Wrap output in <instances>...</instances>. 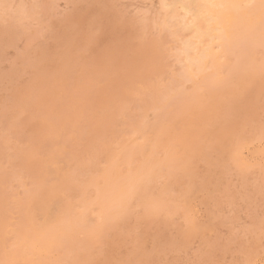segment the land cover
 <instances>
[{"label":"rangeland","instance_id":"rangeland-1","mask_svg":"<svg viewBox=\"0 0 264 264\" xmlns=\"http://www.w3.org/2000/svg\"><path fill=\"white\" fill-rule=\"evenodd\" d=\"M0 1V264H264V0Z\"/></svg>","mask_w":264,"mask_h":264},{"label":"bare ground","instance_id":"bare-ground-1","mask_svg":"<svg viewBox=\"0 0 264 264\" xmlns=\"http://www.w3.org/2000/svg\"><path fill=\"white\" fill-rule=\"evenodd\" d=\"M2 1H3V0H2ZM5 1H6V0H5ZM34 1H37V0H34ZM147 1H148V0H147ZM181 1H182V0H181ZM202 1H203V2H202V3H203L202 6H203V7L205 6V8H206V9H204V11H202V12L200 11V8H199L200 6L195 7L194 2H195V4H196V0H195V1H194V0H188L187 3L184 2L185 4H182V3H183V1H182L180 5L178 4V2H180L179 0H172V1L170 0V3H167V4L164 5L165 7H161L159 4H157V5H159L161 8H166V7H168L169 12H170V13L167 14L168 16H169V15H170V16H174V15H176V11H177V9H178L179 7H180L179 9H182V10H183V12H184L185 15H189V14H190V15L192 16V19H193V20H192L191 24H189L190 27H189V26H187V27H189L188 29H192L191 32L194 31L196 34H197L198 31L200 30V25H202V24H200V23H201V22H200V19H201L202 17L205 18V16H206L209 20H212V21H213V20H217L218 22L223 21V22L226 23V25L231 24L232 22H234V20H236V19H235L236 17H239V16H236V17H235V12H236V14H239V13H237V11L240 10V9L236 10V7L239 6V5H236L238 0H237V1H236V0H202ZM244 1H245V0H244ZM256 1L259 2V3H261L259 0H256ZM0 2H1V1H0ZM3 2H4V1H3ZM8 2H9V0H8ZM12 2H13V0H12ZM12 2H11V3H12ZM17 2H18V1H17ZM45 2H46V0H45ZM45 2H44V4H45ZM162 2H164V0H162ZM165 2H166V1H165ZM241 2H242V1H241ZM249 2H250V1H249ZM254 2H255V1H254ZM254 2H253V3H254ZM257 2H255V3H257ZM9 3H10V2H9ZM19 3H20V1H19ZM19 3H18V4H19ZM34 3H35V2H34ZM39 3H40V2H39ZM159 3H160V2H159ZM243 3H244V2H243ZM245 3H246V2H245ZM251 3H252V2H251ZM259 3H258V4H259ZM263 3H264V2H263ZM263 3H262V4H263ZM15 4H16V3H14V5H15ZM24 4H25V3H24ZM24 4H23V5H24ZM160 4H161V3H160ZM177 4H178L179 6H177ZM198 4H200V3H198ZM238 4H239V3H238ZM4 5H5V4H4ZM4 5H3V6H4ZM9 5H10V4H9ZM14 5H13V6H14ZM20 5L22 6V3H21ZM27 5L29 6V4H27ZM32 5H33V4H32ZM34 5H37V4H34ZM196 5H197V4H196ZM241 5H242V4H241ZM248 5H249V4H248ZM3 6H1V8H2ZM6 6H7V5H5V6L2 8V10L5 9ZM11 6H12V5H11ZM13 6H12V7H13ZM30 6H31V4H30ZM202 6H201V7H202ZM245 6H246V5H245ZM251 6H253V4L250 5V7H251ZM255 6H256V4H255ZM14 7H15V6H14ZM19 7H20V6H19ZM239 7L242 8L243 5H242V6H239ZM247 7H248V6H247ZM250 7L247 8L248 11L250 10ZM257 7H258V6H257ZM259 7H260V5H259ZM6 8H7V7H6ZM15 8H16V7H15ZM20 8H21V7H20ZM20 8H18V10H20ZM34 8H35V7H34ZM34 8H33V9H34ZM37 8H38V5H37ZM39 8H40V4H39ZM262 8H264V7L262 6ZM7 9H8V8H7ZM11 9H12V8H11ZM16 9H17V8H16ZM16 9H15V10H16ZM22 9H23V7H22ZM28 9H29V7H28ZM41 9H42V8H41ZM138 9H139V8H138ZM202 9H203V8H202ZM243 9H244V8H243ZM253 9H254V8H253ZM256 9H257V8H256ZM2 10H0V11H2ZM13 10H14V9H13ZM23 10H24V9H23ZM25 10H26V9H25ZM35 10H36V9H35ZM37 10H38V9H37ZM139 10H140V9H139ZM141 10H142V9H141ZM144 10H145V9H144ZM144 10H143V11H144ZM257 10H258V12H260V11H259V8H258ZM5 11H7V10H5ZM8 11L11 12L12 10H9V9H8ZM8 11H7V12H8ZM26 11H27V10H26ZM29 11H30V9H29ZM29 11H27V12H29ZM32 11H33V10H32ZM145 11H146V10H145ZM149 11H150V10H149ZM158 11H160V10H158ZM158 11L156 10V12H158ZM163 11H165V10H163ZM178 11H179V10H178ZM240 11H241V10H240ZM240 11H239V12H240ZM242 11H243V10H242ZM255 11H256V10H254V13H255ZM19 12H20V11H19ZM19 12L16 11V12H15V13H16L15 15H17V13L20 14ZM30 12H31V11H30ZM30 12H29V13H30ZM35 12H37V11H35ZM138 12H140V11H138ZM183 12H182V13H183ZM252 12H253V11H252ZM262 12H264V11H262ZM0 13H1V12H0ZM2 13H3V12H2ZM32 13H33V12H32ZM141 13H142V12H141ZM145 13H146V12H145ZM165 13H166V12H165ZM241 13H242L243 15H245L243 12H241ZM241 13H240V14H241ZM247 13H248V12H247ZM260 13H261V12H260ZM4 14H5V12H4ZM8 14H9V13H8ZM8 14H6V15H8ZM25 14H26V13H25ZM30 14H31V13H30ZM148 14H149V13H148ZM151 14H152V13H151ZM162 14L164 15V13H162ZM242 14H241V15H242ZM262 14H263V13H262ZM1 15H3V14H1ZM13 15H14V14H13ZM142 15H143V13H142ZM144 15H145V14H144ZM144 15H143V16H144ZM152 15H153V14H152ZM163 15H162V16H163ZM167 15H166V16L164 15V16L167 17ZM249 15H250V14H249ZM252 15H253V14H251V16H252ZM255 15H257V13H256ZM10 16H11V18H9V19H11V20L14 19V18H12V15H11V14H10ZM19 16H20V15H19ZM21 16H22V15H21ZM26 16H27V15H26ZM153 16H154V15H153ZM160 16H161V15H160ZM164 16H163V17H164ZM258 16H259V14H258ZM260 16H261V15H260ZM3 17H4V16H3ZM17 17H18V16H17ZM30 17H31V16H30ZM157 17H158V16H157ZM182 17H183V16H182ZM185 17H186V16H185ZM187 17H188V16H187ZM246 17H248V14L246 15ZM246 17H245V18H246ZM249 17H250V16H249ZM261 17H262V16H261ZM4 18H5V17H4ZM7 18H8V17H7ZM18 18L20 19V17H18ZM21 18H22V17H21ZM25 18H28V16L25 17ZM34 18H35V16H34ZM154 18H156V17H154ZM154 18H153V20H154ZM251 18H254V17H251ZM257 18H258V17H257ZM262 18H263V17H262ZM2 19H3V18H2ZM16 19H17V18H16ZM16 19H15V20H16ZM19 19H18V21H19ZM23 19H24V18H23ZM149 19H150V18H148V20H149ZM156 19H157V18H156ZM160 19H161V17L159 18L158 21H161ZM164 19H166V18H164ZM164 19H163V20H164ZM170 19H171V18H170ZM172 19H173V18H172ZM172 19H171V21H172ZM180 19H182V18H180ZM189 19H191V18H189ZM6 20H8V19H6ZM21 20H22V19H21ZM33 20H34V19H33ZM205 20H206V19H205ZM243 20H245V19H242L241 22H242ZM247 20H248V19H247ZM252 20H253V19H252ZM255 20H256V19H255ZM260 20H261V19H260ZM0 21H1V20H0ZM16 21H17V20H16ZM165 21H166V20H165ZM165 21H164V22H165ZM177 21L179 22V21H181V20L178 19ZM184 21H185V20H184ZM186 21H187V20H186ZM190 21H191V20H190ZM190 21H189V22H190ZM206 21H208V20H206ZM212 21H211V22H212ZM245 21H246V20H245ZM261 21H262V20H261ZM19 22H21V21H19ZM22 22H23V21H22ZM22 22H21V23H22ZM25 22H26V21H25ZM25 22H24V23H25ZM167 22H168V21H167ZM172 22H173V21H172ZM172 22H171V23H172ZM178 22H175V23H178ZM182 22H183V20H182ZM182 22H181V23H182ZM187 22H188V21H187ZM209 22H210V21H209ZM237 22H239V20H237ZM254 22H255V21H254ZM155 23H157V22L155 21ZM160 23H161V22H160ZM162 23H163V21H162ZM169 23H170V22H169ZM171 23H170V25H171ZM175 23H174V24H175ZM181 23L178 24V25H181ZM202 23H203V22H202ZM242 23H243V22H242ZM246 23H248V21H247ZM263 23H264V22H263ZM25 24H26V23H25ZM166 24H167V23H166ZM172 24H173V23H172ZM236 24H237V23H236ZM239 24H240V23H238V25H239ZM252 24H253V22H252ZM256 24L258 25V24H260V22L257 23V21H256ZM155 25H156V24H155ZM167 25H168V24H167ZM176 25H177V24H176ZM183 25H184V22H183ZM185 25H188V23L185 24ZM203 25H204V23H203ZM205 25H206V24H205ZM250 25H251V24H250ZM254 25H255V23H254ZM156 26H157V25H156ZM156 26H155V27H156ZM161 26H162V25H161ZM164 26H166V25H164ZM171 26H175V25H171ZM213 26H214V25H213ZM216 26H217V25H216ZM221 26H222V25H221ZM240 26H241V24H240ZM247 26H248V25H247ZM251 26H252V25H251ZM260 26H261V25H260ZM157 27H158V26H157ZM167 27H168V26H167ZM227 27H228V26L223 27V28H224V30H225V34L228 36L231 32H230V30H229V27H228V28H227ZM255 27H256V26H255ZM165 28H166V27H165ZM182 28H183V27H182ZM184 28H185V27H184ZM202 28H203V27H202ZM219 28H220V27H218V30H219ZM238 28H239V27H238ZM242 28H243V26H242ZM160 29H162V28H160ZM174 29H177V27H176V28L174 27ZM209 29H210L211 31L213 30V29H211V28H209ZM236 29H237V28H236ZM236 29H235V30H236ZM246 29L249 30L248 28H246ZM250 29H251V28H250ZM255 29H256V28H255ZM179 30H180V28H179ZM181 30H182V29H181ZM184 30H185V32H187V29H184ZM214 30H215V29H214ZM237 30H238V29H237ZM237 30H236V31H237ZM242 30H245V29H242ZM252 30H253V28H252ZM160 31L163 32V30H160ZM170 31H171V30H170ZM171 32H172V31H171ZM182 32H183V31H182ZM191 32H188V33H191ZM201 32H202V31H201ZM214 32H216V31H213V33H214ZM217 32H218V31H217ZM217 32H216V33H217ZM219 32H220V31H219ZM232 32H233V30H232ZM237 32H239V31H237ZM203 33H204V32H203ZM203 33H202V34H203ZM234 33H235V31H234ZM239 33H240V32H239ZM169 34H170V33H169ZM192 34H193V33H192ZM192 34H191V35H192ZM198 34H199V33H198ZM198 34H197V35H198ZM222 34H223V33H222ZM244 34H245V33H244ZM172 35H173V33H172ZM194 35H195V34H194ZM197 35H196V36H197ZM206 35H207V34H206ZM214 35H215V34H214ZM232 35H233V34H232ZM237 35H240V34H237ZM176 36H177V35H176ZM186 36H187V33H186ZM186 36H184V38H185ZM201 36H203V39H204V35H201ZM224 36H225V35H224ZM168 37H169V36H168ZM173 37H174V36H173ZM199 37H200V35H199ZM229 37H230V36H229ZM232 37H234V36H232ZM236 37H237V36H236ZM169 38H170V37H169ZM171 38H172V37H171ZM175 38L177 39V37H174V41H175ZM193 38L195 39L194 36H193ZM222 38H223V37H222ZM180 39H181V38H180ZM196 39H197V37H196ZM201 39H202V38H201ZM211 39H212V38H211ZM223 39H225V38H223ZM229 39H230V38H229ZM232 39H234V38H232ZM235 39H236V38H235ZM172 40H173V39H172ZM177 40H178V39H177ZM183 40H184V39H183ZM186 40H187V39H186ZM189 40H190V39H189ZM209 40H210V38H209ZM230 40H231V39H230ZM178 41H179V40H178ZM178 41H175V42L177 43ZM192 41H193V40H192ZM192 41H191V42H192ZM202 41H203V40H202ZM205 41H206V40H205ZM221 41H222V40H221ZM221 41H218V43H220ZM227 41H228V39H227ZM227 41H226V42H227ZM179 42H180V41H179ZM185 42H186V41H185ZM194 42H195V41H193V43H194ZM200 42H201V41H200ZM224 42H225V41H224ZM182 43H184V41L181 42V44H182ZM202 43H203V42H202ZM186 44H187V43H186ZM200 44H201V43H200ZM208 44H209V43H208ZM222 44H223V43H222ZM182 45H185V44H182ZM190 45H191V43H190ZM211 45L213 46L212 42H211ZM224 45H225V44H224ZM178 46H179V43H178ZM197 46H198V45H196V48H197ZM203 46H204V45H203ZM205 46H206V44H205ZM212 46H211V47H212ZM222 46H223V45H222ZM190 47H191V46L186 45V47H185L184 50H182V51L185 52V53L187 54V53L189 52V50H190ZM192 47L194 48V45H193ZM200 48H202V47H200ZM206 48H207V47H206ZM214 48H217V47H214ZM181 49H182V47H181ZM198 49H199V47H198ZM198 49H197V50H198ZM202 49H203V48H202ZM208 49H209V48H208ZM221 49H222V47H221ZM192 50H193V49L191 48L190 52H191ZM203 50H204V49H203ZM211 50H212V48H211ZM177 51H178V50H177ZM194 51H195V48H194ZM198 51H199V50H198ZM225 51H226V50H225ZM178 52H179V55H180V51H178ZM178 52H177V53H178ZM192 52H193V51H192ZM195 52H196V51H195ZM203 52H204V51H203ZM208 52H209V51H208ZM226 52H227V51H226ZM205 53H206V52H205ZM183 54H184V53H182V55H183ZM186 54H185L186 57H183L182 55H180V56H182V57L185 58V59H188V58H189V56H188L189 54H187V55H186ZM195 54H197V53H195ZM202 55H203V54H202ZM204 55H205V54H204ZM176 56H177V54H176ZM208 56H209V55H208ZM197 57H198V56H197ZM202 57H203V56H202ZM200 58H201V57H200ZM206 58H207V57H206ZM235 58H236V57H235ZM198 59H199V57H198ZM181 60H182V58H181ZM188 60H190V59H188ZM191 60H192V59H191ZM199 60H201V59H199ZM205 60H206V59H205ZM237 60H238V59H237ZM237 60H235V62H237ZM182 61H184V60H182ZM195 61H197V60L195 59ZM195 61H193V62H195ZM183 63H185V62H183ZM201 63H202V60H201ZM240 63H241V62H240ZM240 63H239V64H240ZM195 64H197V63H195ZM183 65H184V64H183ZM191 65H192V64H191ZM191 65H190V66H191ZM199 65H200V64H199ZM202 65H203V64H202ZM202 65H201V66H202ZM233 66H234V65H233ZM192 67H194V66H192ZM231 67H232V66H231ZM187 70H188V68H187ZM189 70H190V69H189ZM191 71H193V69H192ZM181 72H182V71H181ZM185 73H186V72H185ZM187 73H188V72H187ZM191 73H192V72H191ZM188 74H189V73H188ZM182 76H183V75H182ZM187 76H188V75H187ZM176 77H177V75H176ZM179 77H180V75H179ZM185 78H186V76H185ZM177 79H178V78H177ZM182 79H183V78H182ZM182 79H181V81H182ZM210 80H211V79H210ZM212 82H213V81H212ZM180 83H181V82H180ZM182 83H183V82H182ZM214 83H215V82H214ZM177 88H179V87H177ZM175 98H176V97H175ZM170 99H171V98H170ZM176 99H177V98H176ZM181 99H183V98H181ZM173 100H174V99H173ZM179 100H180V98H179ZM179 100H178V101H179ZM169 103H171V101H170V102L168 101V105H169ZM165 106H166V105H165ZM171 106H173L172 103H171ZM163 108H164V107H163ZM165 108H166V107H165ZM176 109H177V108H176ZM176 109H175V111H176ZM178 110L180 111V109H178ZM173 112H174V111H173ZM170 113H171V112H170ZM171 116H172V115H171ZM156 117H158V116H156ZM164 117H165V116H164ZM164 117H163V118H164ZM131 137H132V136H130V138H131ZM131 150H132V149H131ZM131 150H130V151H131ZM148 158H149V157H148ZM150 158H151V157H150ZM152 159H153V158H152ZM153 160H154V159H153ZM156 161H157V160H156ZM168 161H169V160H168ZM168 161H167V162H168ZM170 161H172V159H171ZM148 162H150V161H148ZM167 162H165V163H167ZM146 163H147V162H146ZM150 163H154V162H150ZM172 163H173V162H172ZM162 164H163V163H162ZM150 165H151V164H150ZM153 165H154V164H153ZM158 165H159V164H158ZM163 165H164V164H163ZM166 165H167V164H166ZM172 165H173V164H172ZM144 166H145V165H144ZM156 166H157V165H156ZM174 166H175V165H174ZM115 167H116V166H115ZM141 167H142V166H141ZM150 167H151V166H150ZM162 167H163V166H162ZM167 167H168V166H167ZM142 168H143V167H142ZM146 168H148V167H146ZM157 168H158V167H157ZM163 168H164V167H163ZM168 168H169V167H168ZM171 168H172V167H171ZM173 168H175V167H173ZM173 168H172V169H173ZM152 169H153V168H152ZM166 169H167V168H166ZM154 170H155V169H154ZM158 170H159V169H158ZM158 170H157V171H158ZM173 170H174V169H173ZM180 170H181V169H180ZM136 171H137V170H136ZM136 171H135V172H136ZM138 171H139V170H138ZM160 171H161V170H160ZM150 172H151V171H150ZM113 173H114V172H113ZM132 173H134V172H132ZM143 173L146 174V172H143ZM143 173H142V174H143ZM147 173H148V172H147ZM114 174H115V173H114ZM123 174H124V173H123ZM148 174H149V173H148ZM133 175H134V174H133ZM118 176H119V175H118ZM123 176H124V175H123ZM146 176H147V175H146ZM152 176H153V175H152ZM171 176H172V175H171ZM144 177H145V175H144ZM110 178H113V176H112V177L110 176ZM115 178H116V176H115ZM137 178H138V176H137ZM140 178H141V177H140ZM148 178H149V176H148ZM135 179H136V178H135ZM113 180H114V178H113ZM122 180H123V179H122ZM136 180H137V179H136ZM141 180H142V179H140V181H141ZM110 181H111V180H110ZM123 181H126V180H123ZM127 181H128V180H127ZM140 181H137V182H140ZM142 181H143V180H142ZM142 181H141V182H142ZM144 181H145V180H144ZM146 181H148V180H146ZM106 182H107V181H106ZM114 182H115V181H114ZM119 182H120V181H118V183H119ZM135 182H136V181H135ZM137 182H136V184H137ZM116 183H117V182H116ZM116 183H115V186H117ZM151 183H152V182H151ZM107 184H108V183H107ZM126 184H127V183H126ZM128 184H129V183H128ZM133 184H134V183H133ZM139 184H140V183H139ZM139 184H138V185H139ZM147 184H148V183H147ZM106 186H107V185H106ZM141 186H143V184H141ZM144 186H145V185H144ZM151 186H152V185H151ZM163 186H164V184H163ZM145 187H147V186H145ZM160 187H161V186H160ZM160 187H159V188H160ZM136 188H137V187H136ZM142 188H143V187H142ZM109 189H110V188H109ZM113 189H115V188H113ZM121 189H122V188H121ZM121 189H120V190H121ZM131 189H132V188H131ZM145 189H146V188H145ZM129 190H130V189H129ZM135 190H136V189H135ZM162 190H163V189H162ZM99 191H100V190H99ZM103 191H104V189H103ZM103 191H102V192H103ZM117 191H118V190H117ZM143 191H144V190H143ZM100 192H101V191H100ZM100 192H99V193H100ZM102 192H101V193H102ZM124 192H125V191H124ZM124 192H123V193H124ZM146 192H147V191H146ZM152 192H153V191H152ZM158 192H159V191H158ZM161 192H162V191H161ZM123 193H122V194H123ZM142 193H143V192H142ZM105 194H106V193H105ZM116 194H117V193H116ZM126 194H128V193H126ZM132 194H133V193H132ZM136 194H137V193H136ZM112 195H113V194H112ZM114 195H115V194H114ZM145 195H146V194H145ZM157 195H158V194H157ZM106 196H107V195H106ZM115 196L117 197L118 195H115ZM121 196H123V195H121ZM121 196H120V197H121ZM147 196H148V195H147ZM160 196H161V195H160ZM134 197H135V196H134ZM145 197H146V196H145ZM152 197H153V195H152ZM95 198H96V194H95ZM147 198H148V197H147ZM159 198H160V197H159ZM84 199H85V198H84ZM96 199H98V198H96ZM122 199H123V198H122ZM122 199H121V200H122ZM129 199H130V198H129ZM154 199H155V198H154ZM114 200H115V199H114ZM116 200H117V199H116ZM116 200H115V201H116ZM123 200H124V199H123ZM125 200H127V199H125ZM152 200H153V199H152ZM157 200H158V199H157ZM87 201H88V200H87ZM87 201H86V202H87ZM118 201H119V200H118ZM81 202H82V201H81ZM112 202H113V200H112ZM164 202H165V200H164ZM89 203H91V202H89ZM121 203H122V202H121ZM124 203H125V202H124ZM151 203H152V202H151ZM154 203H155V202H154ZM97 204H98V203H97ZM108 204H109V203H108ZM79 205H80V203H79ZM105 205H106V203H105ZM115 205H116V203H115ZM149 205H151V204H149ZM155 205H156V204H155ZM66 206H67V204H66ZM73 206H75V204H74ZM84 206H86V205H84ZM116 206H117V205H116ZM134 206H135V203H134ZM134 206L131 207V209L134 208ZM143 206H145V205H143ZM147 206H148V205H147ZM76 207L78 208V206H75V208H76ZM89 207H90V206H89ZM92 207H93V206H92ZM95 207H96V206H95ZM106 207H107V206H106ZM122 207H123V206H122ZM129 207H130V206H129ZM73 208H74V207H73ZM80 208H81V206H80ZM90 208H91V207H90ZM93 208H94V207H93ZM96 208L98 209V207H96ZM114 208H116V207H114ZM118 208H119V207H118ZM118 208H117V209H118ZM144 208H145V207H144ZM153 208H154V207H153ZM40 209H41V208H40ZM43 209H44V208H43ZM69 209H70V208H69ZM81 209H82V208H81ZM91 209H92V208H91ZM97 209H96V210H97ZM121 209H122V208H121ZM129 209H130V208H129ZM73 210H74V209H73ZM82 210H83V209H82ZM93 210H94V209H93ZM93 210H92V211H93ZM114 210H115V209H114ZM114 210H113V211H114ZM147 210H148V209H147ZM66 211H67V210H66ZM78 211H79V210H78ZM132 211H133V210H132ZM43 212H44V211H43ZM45 212H46V211H45ZM63 212H64V211H63ZM74 212H75V211H74ZM80 212H81V211H80ZM95 212H96V211H95ZM95 212H94V213H95ZM102 212H103V209H102ZM117 212H118V210H117ZM78 213H79V212H78ZM81 213H82V212H81ZM81 213H79V214H81ZM96 213H98V212H96ZM110 213H111V212H109V214H110ZM118 213H119V212H118ZM121 213H122V212H121ZM126 213H127V212H126ZM100 214H103V213H100V211H99V215H100ZM122 214H123V213H122ZM57 215H58V214H57ZM77 215H78V214H77ZM90 215H91V212H90ZM103 215L105 216V213H104ZM63 216H64V215H63ZM63 216H62V217H63ZM65 216H66V215H65ZM65 216H64V217H65ZM74 216H75V215H74ZM80 216H81V215H80ZM100 216H101V215H100ZM104 216H102V218H103ZM108 216H109V215H108ZM108 216H107V217H108ZM121 216H123V215H121ZM121 216H120V217H121ZM50 217H52V216H50ZM54 217H56V216L54 215ZM71 217H72V216H71ZM89 217H90V216H89ZM91 217H92V215H91ZM95 217H96V216H95ZM98 217H99V216H98ZM98 217H97V218H98ZM52 218H53V217H52ZM83 218H84V216H83ZM92 218H93V217H92ZM100 218H101V217H100ZM100 218H99V219H100ZM124 218H125V217H124ZM46 219H47V218H46ZM49 219H50V218H49ZM56 219H57V218H56ZM56 219H55V221L57 222ZM63 219H66V218H63ZM63 219H62V221H63ZM108 219H109V218H108ZM111 219H112V218H111ZM51 220H52V219H51ZM75 220H76V219H75ZM85 220H86V219H85ZM94 220L97 221V219H95V218H94ZM45 221H46V220H45ZM52 221H53V220H52ZM71 221H72V220H71ZM78 221H81V220H80V219H79V220L77 219V223H78ZM82 221H83V220H82ZM48 222H49V221H48ZM48 222H47V223H48ZM59 222H60V221H59ZM97 222H98V221H97ZM97 222H96V223H97ZM111 222H112V221H111ZM50 223H52V222H50ZM67 223H68V222H67ZM74 223H75V222H74ZM93 223H94V222H93ZM106 223H107V221H106L104 224H106ZM56 224H57V223H56ZM79 224H80V222H79ZM99 224H100V222H99ZM12 225H13V224H12ZM48 225H49V224H48ZM76 225H77V224H76ZM82 225H83V224H82ZM92 225H93V224H92ZM94 225H95V224H94ZM94 225H93V226H94ZM96 225H97V224H96ZM107 225H110V224H107ZM74 226H75V225H73V227H74ZM50 227H51V226H50ZM76 227H77V226H76ZM78 227H79V226H78ZM107 227H108V226H107ZM67 228H68V226H67ZM90 228H92V227H90ZM97 228H99V227H97ZM108 228H109V227H108ZM54 229H55V228H54ZM72 229H73V228H72ZM87 229H89V228L87 227ZM114 229H115V228H114ZM95 230H96V229H95ZM99 230H100V229H99ZM116 230H117V229H116ZM116 230H115V231H116ZM42 231H43V230H42ZM46 231H47V230H46ZM84 231H87V230L85 229ZM84 231H83V232H84ZM90 231H91V229H90ZM92 231H93V230H92ZM92 231H91V232H92ZM118 231H119V230H118ZM40 232H41V231H40ZM43 233H44V231H43ZM84 233H85V232H84ZM86 233H87V232H86ZM110 234H112V233H110ZM111 236H112V235H111ZM113 236H114V235H113ZM38 237H39V236H38ZM109 238H111V237H109ZM113 238H115V237H113ZM112 240H113V239H112ZM66 241H67V240H66ZM37 242H39V241H37ZM31 243H32V242H31ZM35 245H36V244H35ZM36 246H37V245H36ZM31 247H32V246H31ZM43 247H44V246H43ZM32 248H33V247H32ZM34 250H35V249H34ZM59 251H60V250H59ZM61 251H62V250H61ZM69 252H70V251H69ZM53 253H54V252H53ZM62 253H63V251H62ZM36 254H37V253H36ZM51 254H52V253H51ZM54 254H55V253H54ZM70 254H71V253H70ZM55 256H57V254H55ZM60 256H61V255H60ZM41 258H42V257H41ZM41 258H40V259H41ZM37 260H38V259H37ZM49 260H50V259H49ZM41 261H42V260H41ZM67 261H68V260H67ZM43 262H44V261H43ZM59 262H60V261H59ZM39 263H40V262H39ZM51 263H52V261H51ZM53 263H54V262H53ZM53 263H52V264H53ZM68 263H69V262H68ZM68 263H67V264H68ZM32 264H34V263H32Z\"/></svg>","mask_w":264,"mask_h":264}]
</instances>
